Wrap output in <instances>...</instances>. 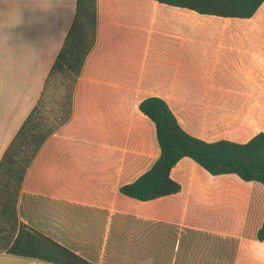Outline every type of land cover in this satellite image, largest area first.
<instances>
[{"label":"crops","instance_id":"0c3cea01","mask_svg":"<svg viewBox=\"0 0 264 264\" xmlns=\"http://www.w3.org/2000/svg\"><path fill=\"white\" fill-rule=\"evenodd\" d=\"M77 0H0V161L37 104ZM165 101L207 143L264 134V3L251 18L154 0H97V38L70 120L29 166L19 221L92 264H264V185L211 175L190 158L178 193L149 201L120 188L160 157L141 112ZM0 264H53L0 251Z\"/></svg>","mask_w":264,"mask_h":264},{"label":"trees","instance_id":"16d2710c","mask_svg":"<svg viewBox=\"0 0 264 264\" xmlns=\"http://www.w3.org/2000/svg\"><path fill=\"white\" fill-rule=\"evenodd\" d=\"M193 10L202 15L251 18L264 0H154ZM97 38V0H77L74 20L47 77L45 88L0 161V251L53 264H92L52 239L21 223L17 202L25 174L48 137L72 116L73 92L87 56ZM61 76L66 95L62 116L50 123L41 113L50 81ZM139 108L156 127L160 157L153 167L121 192L139 201L178 193L180 185L170 174L183 158H190L213 176L235 174L244 181L264 185V134L246 144L228 141L207 143L186 133L160 98L143 100ZM264 240V223L258 233Z\"/></svg>","mask_w":264,"mask_h":264},{"label":"rangeland","instance_id":"374dc122","mask_svg":"<svg viewBox=\"0 0 264 264\" xmlns=\"http://www.w3.org/2000/svg\"><path fill=\"white\" fill-rule=\"evenodd\" d=\"M65 95V84L62 82L61 76L56 75L50 81L41 105V113L50 123H53L56 117L62 116Z\"/></svg>","mask_w":264,"mask_h":264}]
</instances>
